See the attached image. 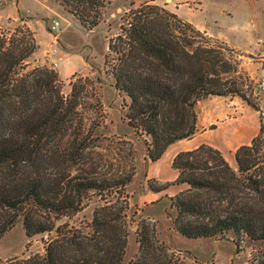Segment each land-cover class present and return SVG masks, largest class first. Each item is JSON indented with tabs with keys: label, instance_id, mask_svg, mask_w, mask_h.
Here are the masks:
<instances>
[{
	"label": "trees",
	"instance_id": "1",
	"mask_svg": "<svg viewBox=\"0 0 264 264\" xmlns=\"http://www.w3.org/2000/svg\"><path fill=\"white\" fill-rule=\"evenodd\" d=\"M53 1L88 32L100 24L113 0ZM122 21L119 34L108 40L104 67L113 88L127 101V125L137 137L148 139L143 142L149 162H158L171 145L195 135L201 100L238 97L259 111L238 88L239 65L229 58L231 50L192 24L149 4L129 9ZM37 50L33 32L24 25L0 32V241L21 221L26 237L55 230L59 240L48 243L43 256L10 264H121L127 245L126 208L118 202L133 176L103 177L93 169L70 174L63 168L66 157L80 155L74 145L77 137L67 154L60 142L77 115L84 87L71 82L65 97L53 68L26 71ZM263 132L261 125L250 144L236 150V170L218 150L200 145L176 154L174 181L160 186L147 182L153 193L185 188L170 198L176 212L172 228L180 237L223 239L232 233L237 240L264 244ZM93 197L105 205L94 210L90 235L69 238L55 227ZM137 242L139 255L128 264H168L152 251L145 228Z\"/></svg>",
	"mask_w": 264,
	"mask_h": 264
},
{
	"label": "rangeland",
	"instance_id": "2",
	"mask_svg": "<svg viewBox=\"0 0 264 264\" xmlns=\"http://www.w3.org/2000/svg\"><path fill=\"white\" fill-rule=\"evenodd\" d=\"M143 4L163 7L173 13L178 12L182 21L212 31L221 38L217 40L212 37V41L231 50L229 58L238 65L241 61L251 63L254 61H250L248 59L250 57L237 52L227 43L252 51L260 49L264 51V0H174L172 2L113 0L104 10L100 22L102 24L96 33L98 36L94 38L90 50L85 46L90 37L84 32H81L80 37L74 38L71 35L66 41L65 52L70 58L67 59L66 56L62 58L60 76L65 78L67 71L71 69V58L78 67L66 80L61 79L63 82L61 92L63 96H68L70 83L75 81L80 87H84V94L80 99V105L76 108L77 115L73 116V121L60 142L62 144L60 148L66 150L67 154L71 150V141L77 137L74 145L80 148L78 150L80 155L73 159L66 157L67 161L63 164V168H66L70 174L79 170L93 169L99 176L114 178H123L132 174V182L126 188L125 197L118 202L121 208H126L123 215L127 230V245L121 264L133 262L138 257L137 234L142 228H145L150 235L152 251L161 255L162 261L168 264H258L260 260H264V244L249 242L245 238L237 240L232 233L227 234L223 239L216 237L207 240H188L174 231L172 221L176 212L171 207L170 198H174L185 188L171 186L167 191L155 195H152L148 189V181L153 186L172 182L175 172L167 164V157L155 164L147 160L143 140L148 139L137 137L127 125L125 119L127 101L113 88V80L106 74L103 65L106 44L109 39H114L119 34L124 13ZM57 12L60 16L50 18L49 25L55 20L61 27L65 26L64 15H61L60 11ZM19 26L22 25L16 22L1 27L0 32L11 33ZM35 28L36 37L43 48L50 44L51 38L58 41L59 32L49 33L45 22L35 24ZM104 35L107 36L106 40L103 38ZM36 58L39 63L36 62ZM43 59L46 60V57L41 53L34 55L27 62L26 71L42 67L45 63L40 64V61ZM66 59L70 63H67ZM50 68L55 67L51 65ZM235 78L238 81V88L249 100L257 105L264 100L263 96L256 95V83L260 77L256 76V80L250 79L239 70L238 66ZM204 101L205 99L197 103V113L202 111ZM188 140L181 142L185 144ZM193 146L186 144L183 148ZM228 164L236 170L234 159L228 161ZM150 166L153 168L151 173ZM156 171L159 174H154ZM152 174L156 177L154 178ZM104 205L105 203L96 197L84 201V207L80 212L70 218L56 221L55 227L69 238L74 235L78 238L88 236L92 231L94 210ZM56 238L55 230L26 237L22 223L18 221L0 241V264L43 256L45 246Z\"/></svg>",
	"mask_w": 264,
	"mask_h": 264
},
{
	"label": "crops",
	"instance_id": "3",
	"mask_svg": "<svg viewBox=\"0 0 264 264\" xmlns=\"http://www.w3.org/2000/svg\"><path fill=\"white\" fill-rule=\"evenodd\" d=\"M166 1L172 2L174 0ZM57 11H60L61 15H64L65 18L63 20L65 21L66 25L61 27L60 23L54 20L59 24L57 29V32H59L58 41H56L54 38H51L50 44L47 45L46 48H43L36 37L37 30L35 28V24L45 22L46 29H48V32L51 33L49 31V26L52 23L49 25L48 20L50 18L53 19L55 16H60L59 12ZM174 14L181 18L178 12H174ZM16 22H19L21 25L26 26L31 30V32H33L35 40L38 44V50L34 55H38L41 53L43 56H45L46 60L43 59L42 61H40V64L45 63L43 64V66L49 68L51 67V65H53L55 67L53 69L58 73L59 78L61 77L60 62H62V58H64L65 56L67 57V59L70 58V56L65 52V50L67 49L66 41H68V38L71 35L75 38V36L81 35V32L86 33V35H88L87 37L90 38H88V43H86L85 46L87 50H90L89 48L93 46V40L98 36L96 33L99 31L102 24H99L92 31L87 32L78 24L76 20H74L71 16L64 12L63 9L53 0H0V28L14 24ZM192 25L200 32L205 33L208 37H213L217 40H221V38L215 35L212 31L204 27L201 28L202 26H198L197 24ZM106 37V35L103 36L104 40H106ZM222 41L224 40L222 39ZM224 43L227 42L224 41ZM227 45L233 47V49H235L237 52L250 57L248 58L250 61H254L252 63L241 61L239 70H241L250 79L253 80H256V76L260 78L264 76V51H262L261 49L259 51H252L248 48L243 49L237 46H233L229 43H227ZM106 52L107 44L104 49L105 54ZM104 53L103 65L105 56ZM36 62L39 63L38 58H36ZM67 63H70L69 60H67ZM73 63L74 61L71 58V69L67 71L65 78L61 77L60 79H62L63 81L66 80L70 73H74L75 70H77L76 68L78 67V64L76 65L75 63ZM263 101H261V103H259L258 105L259 111H256L238 97L206 98L203 102L202 111L200 113L196 112L197 123L195 135L185 144H182L183 142L180 141L171 145L165 151L159 161L167 157L166 162L171 167L172 161L176 154L184 151H192L200 145H207L218 150L227 162L233 160L236 150L243 145H249L252 139L259 133L261 125L264 128ZM186 144H193L194 146L191 148H183L186 146ZM152 170L153 168H151L150 166V173L152 172ZM154 174L159 173L156 171L154 172ZM176 176L177 173L175 172L173 181L176 179ZM153 177L155 178L156 176L153 175ZM151 193L152 195L160 194L153 192Z\"/></svg>",
	"mask_w": 264,
	"mask_h": 264
},
{
	"label": "built area",
	"instance_id": "4",
	"mask_svg": "<svg viewBox=\"0 0 264 264\" xmlns=\"http://www.w3.org/2000/svg\"><path fill=\"white\" fill-rule=\"evenodd\" d=\"M59 24L55 21L52 22V24L49 26V31L51 33L57 31ZM256 95L263 96L264 97V76L259 78V80L256 83Z\"/></svg>",
	"mask_w": 264,
	"mask_h": 264
}]
</instances>
